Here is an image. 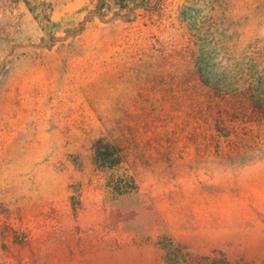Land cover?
Wrapping results in <instances>:
<instances>
[{"label":"rangeland","instance_id":"obj_1","mask_svg":"<svg viewBox=\"0 0 264 264\" xmlns=\"http://www.w3.org/2000/svg\"><path fill=\"white\" fill-rule=\"evenodd\" d=\"M0 264H264V0H0Z\"/></svg>","mask_w":264,"mask_h":264},{"label":"trees","instance_id":"obj_2","mask_svg":"<svg viewBox=\"0 0 264 264\" xmlns=\"http://www.w3.org/2000/svg\"><path fill=\"white\" fill-rule=\"evenodd\" d=\"M95 161L97 165L108 171H115L120 168L122 164L121 155L116 147L110 144H105V142L98 141L95 146ZM115 188L118 186L120 188L121 184H124L126 189L131 191L134 188V181L130 177H121L117 180L113 176V181L111 182Z\"/></svg>","mask_w":264,"mask_h":264}]
</instances>
